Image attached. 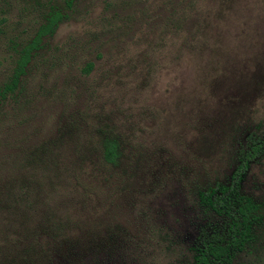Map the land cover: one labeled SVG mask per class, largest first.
Instances as JSON below:
<instances>
[{
	"label": "rangeland",
	"instance_id": "rangeland-1",
	"mask_svg": "<svg viewBox=\"0 0 264 264\" xmlns=\"http://www.w3.org/2000/svg\"><path fill=\"white\" fill-rule=\"evenodd\" d=\"M64 1L0 0V92L62 17L0 100V264H192L249 138L231 264H264V0Z\"/></svg>",
	"mask_w": 264,
	"mask_h": 264
},
{
	"label": "trees",
	"instance_id": "trees-1",
	"mask_svg": "<svg viewBox=\"0 0 264 264\" xmlns=\"http://www.w3.org/2000/svg\"><path fill=\"white\" fill-rule=\"evenodd\" d=\"M64 5L68 8L70 2L64 1ZM48 9L44 24L39 27L31 45L23 50L19 57L14 78L0 92V100L6 92H10L16 86L32 49L42 38L50 36L61 21L62 17L58 11ZM90 67L86 65L84 72ZM246 145L248 146H245V151L239 153L238 164L231 173L227 185L215 184L197 195L198 205L215 220V226L209 233L203 230L197 235L192 264H231L235 256L250 242L251 229L262 218L259 205L240 192V184L248 163L260 147L259 140L251 138L247 140ZM102 157L104 162L114 165L117 158L115 148L106 143Z\"/></svg>",
	"mask_w": 264,
	"mask_h": 264
}]
</instances>
